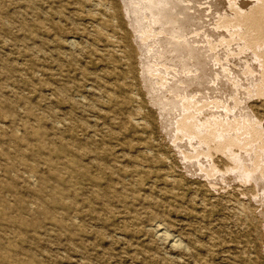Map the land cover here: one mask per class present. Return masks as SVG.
<instances>
[{"label": "rangeland", "instance_id": "rangeland-1", "mask_svg": "<svg viewBox=\"0 0 264 264\" xmlns=\"http://www.w3.org/2000/svg\"><path fill=\"white\" fill-rule=\"evenodd\" d=\"M261 4L0 0V264H264Z\"/></svg>", "mask_w": 264, "mask_h": 264}, {"label": "bare ground", "instance_id": "bare-ground-1", "mask_svg": "<svg viewBox=\"0 0 264 264\" xmlns=\"http://www.w3.org/2000/svg\"><path fill=\"white\" fill-rule=\"evenodd\" d=\"M262 4L260 6H254L253 8H251V10L247 13L245 12H237V17L239 20V24L245 25L247 30L251 29L254 32V35L251 36V42H250V46L255 48L257 45H261L264 44V0H261ZM242 11V10H241ZM254 24V25H253ZM253 32L251 34H253ZM248 31H245L243 34L245 35V37H248L247 35ZM248 39V38H247ZM249 40V39H248ZM257 41H259V43L257 44ZM258 55V54H256ZM259 57V56H258ZM263 59V70H264V53L261 55V57ZM264 73V72H263ZM186 118V117H185ZM188 118V116H187ZM228 118V117H227ZM178 123V122H177ZM180 127L181 129L185 130L187 133H193L194 131V127L191 126V124L186 122V119L179 121ZM234 124V123H233ZM238 124V123H237ZM210 126V125H209ZM225 126V125H224ZM222 124H220L219 122H216L215 124H213L210 128L209 134L210 136L206 135L204 136L205 139H207L209 141V145H210V149L208 153H211L212 151H223L224 148H227L226 146L231 145L233 143V140L229 139L228 140H221V141H216L215 138L212 136L214 135L216 132V128L217 127H221V128H226V127H230V125H227L224 127ZM179 127V128H180ZM231 128V127H230ZM182 130V131H183ZM251 131V130H250ZM196 133V132H195ZM193 133V134H195ZM207 133V132H206ZM205 133V134H206ZM255 134V131L253 130V132ZM251 133V134H252ZM197 134V133H196ZM190 135V134H189ZM199 135V134H198ZM253 135V134H252ZM197 136V135H196ZM198 137V136H197ZM196 137V138H197ZM201 138V136H200ZM199 139V138H198ZM203 139V138H202ZM203 142V141H202ZM205 142V141H204ZM213 142V143H212ZM208 144V143H207ZM209 147V146H208ZM263 169V168H262ZM264 170V169H263ZM263 172V171H262ZM249 174V173H248ZM264 175V172L262 173Z\"/></svg>", "mask_w": 264, "mask_h": 264}]
</instances>
